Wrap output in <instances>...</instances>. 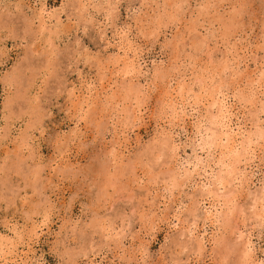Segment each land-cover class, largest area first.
<instances>
[{
  "label": "clouds",
  "instance_id": "clouds-1",
  "mask_svg": "<svg viewBox=\"0 0 264 264\" xmlns=\"http://www.w3.org/2000/svg\"><path fill=\"white\" fill-rule=\"evenodd\" d=\"M0 264H264V0H0Z\"/></svg>",
  "mask_w": 264,
  "mask_h": 264
}]
</instances>
